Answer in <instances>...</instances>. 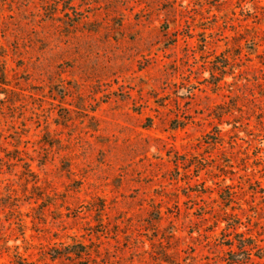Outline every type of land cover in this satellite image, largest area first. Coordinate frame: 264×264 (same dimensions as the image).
Returning a JSON list of instances; mask_svg holds the SVG:
<instances>
[{"label": "rangeland", "instance_id": "374dc122", "mask_svg": "<svg viewBox=\"0 0 264 264\" xmlns=\"http://www.w3.org/2000/svg\"><path fill=\"white\" fill-rule=\"evenodd\" d=\"M0 264H264V0H0Z\"/></svg>", "mask_w": 264, "mask_h": 264}, {"label": "trees", "instance_id": "16d2710c", "mask_svg": "<svg viewBox=\"0 0 264 264\" xmlns=\"http://www.w3.org/2000/svg\"><path fill=\"white\" fill-rule=\"evenodd\" d=\"M227 242H228V244H230V242H231V241H227ZM244 246H245V245H244ZM239 247H240V246H239ZM242 247H243V246H242ZM244 250H245V252H246V249H245V248H244ZM230 252H232V253H236V252H235V251H233V250H232V251H230ZM247 258H248V257H247Z\"/></svg>", "mask_w": 264, "mask_h": 264}]
</instances>
